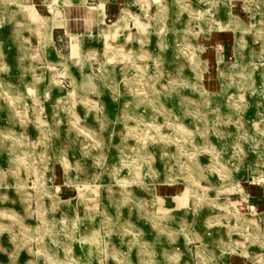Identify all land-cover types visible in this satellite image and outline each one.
Wrapping results in <instances>:
<instances>
[{"label": "rangeland", "instance_id": "rangeland-1", "mask_svg": "<svg viewBox=\"0 0 264 264\" xmlns=\"http://www.w3.org/2000/svg\"><path fill=\"white\" fill-rule=\"evenodd\" d=\"M263 85L264 0H0V264H264Z\"/></svg>", "mask_w": 264, "mask_h": 264}, {"label": "bare ground", "instance_id": "bare-ground-1", "mask_svg": "<svg viewBox=\"0 0 264 264\" xmlns=\"http://www.w3.org/2000/svg\"><path fill=\"white\" fill-rule=\"evenodd\" d=\"M152 16H154V15H152ZM151 16V17H152ZM150 18V17H149ZM4 20V19H3ZM18 20V19H17ZM148 20V19H147ZM149 21V20H148ZM163 22V21H162ZM119 23V22H118ZM145 23V22H144ZM7 24V23H6ZM143 26V25H142ZM5 27L6 26H4V29H5ZM114 29L117 27V25L116 24H114L113 26H112ZM112 28V29H113ZM117 29V28H116ZM7 30V29H6ZM107 30V29H106ZM115 31V30H114ZM22 33V32H21ZM20 33V34H21ZM111 33V32H110ZM175 33V32H174ZM113 34V33H112ZM127 34V33H126ZM179 35V34H178ZM110 36V35H109ZM121 37V36H120ZM119 37V38H120ZM122 37H123V34H122ZM128 37V36H127ZM126 37V38H127ZM103 38V37H102ZM184 38V37H183ZM116 39V38H115ZM2 40V39H1ZM6 40V39H5ZM8 40V39H7ZM13 40V39H12ZM110 40V39H109ZM10 41V40H9ZM105 41V40H104ZM108 41V40H107ZM121 41V40H120ZM109 42V41H108ZM111 42V41H110ZM7 43V42H6ZM119 43V42H118ZM15 44V43H14ZM123 45V44H122ZM14 46V45H13ZM21 46V45H20ZM124 47V46H123ZM237 47V46H236ZM9 48V47H8ZM3 49H4V47H3ZM10 49H12V48H10ZM5 50V49H4ZM9 50V49H8ZM178 50H180V49H178ZM11 51V50H10ZM12 52V51H11ZM9 53V52H8ZM81 53V52H80ZM7 54V53H6ZM14 55V54H13ZM25 55V54H24ZM75 55V54H74ZM12 56V55H11ZM26 56V55H25ZM4 58H5V56H4ZM8 58H10V57H8ZM6 60V59H5ZM11 61V60H10ZM13 62V61H12ZM12 62H10V63H12ZM238 62H239V60H236L234 63L237 65L238 64ZM235 65V66H236ZM234 66V65H233ZM234 67H232L231 69H233ZM260 69V68H259ZM257 70H258V68H257ZM254 74V73H253ZM256 77H257V75H256ZM254 78V77H253ZM254 81V80H253ZM258 81V80H257ZM254 84V83H253ZM264 86V85H263ZM263 86H262V88H263ZM34 88V87H33ZM261 88V87H260ZM27 89V88H26ZM33 93V92H32ZM264 93V92H263ZM262 93V94H263ZM257 97H259V96H257ZM132 98V97H131ZM255 98V97H254ZM43 99V98H42ZM209 101V100H208ZM44 102V101H43ZM120 102H122L121 100H119V102L118 103H120ZM123 103V102H122ZM127 104H131V103H129V102H127ZM252 104V103H251ZM132 106H134V107H142L143 109V111H144V113H146L147 111H148V107L144 104V103H140V104H138V105H135L134 103L132 104ZM146 108H145V107ZM213 108V107H212ZM134 110L135 111H137L138 110V108L137 109H135L134 108ZM133 110V111H134ZM209 110V109H208ZM213 110V109H212ZM211 110V111H212ZM260 110V109H259ZM217 112H219V111H217ZM264 113V112H263ZM264 115V114H263ZM219 117V116H218ZM241 117V116H240ZM257 117V116H256ZM182 124V123H181ZM76 125V124H75ZM132 126H134V125H132ZM131 126V127H132ZM251 126V125H250ZM142 128V127H141ZM166 128H167V126H166V124H163L162 123V125H157V126H154V131H153V133L151 132L150 134H149V136H163V137H165V138H167L166 136H167V134L168 133H166V132H163V131H165L166 130ZM244 128V127H243ZM249 128V127H248ZM190 130H192V129H190ZM246 134V133H245ZM106 135V134H105ZM225 135H226V137H229V136H231V133H225ZM262 135H263V133H262ZM258 137H262L261 135H258ZM257 139V138H256ZM144 140V139H143ZM146 140V139H145ZM159 141V140H158ZM253 143L254 144H256V146H255V148H258V147H261V145H264V140H260V139H257V140H254L253 141ZM251 144V143H250ZM249 152V151H248ZM250 153V152H249ZM108 155V154H107ZM106 155V156H107ZM216 157V156H215ZM252 157H253V155H252ZM217 158V157H216ZM222 158V157H221ZM247 158V157H246ZM250 158V157H249ZM249 158H247V159H249ZM22 160V159H21ZM24 160V159H23ZM25 161V160H24ZM230 161V160H229ZM224 162V161H223ZM141 167V166H140ZM166 167V164H165V162H164V164H163V168H165ZM137 175V174H136ZM141 175H143V174H141ZM139 177V176H138ZM121 179H122V177H121ZM139 179V178H138ZM123 180V179H122ZM126 181V180H125ZM82 216V215H81ZM80 220V219H79ZM85 220V219H84ZM85 222V221H84ZM74 224V223H73ZM82 224V223H81ZM71 225V224H70ZM55 232V231H54ZM151 242V241H150ZM131 262V261H130ZM161 263V262H160ZM62 264V263H61Z\"/></svg>", "mask_w": 264, "mask_h": 264}]
</instances>
